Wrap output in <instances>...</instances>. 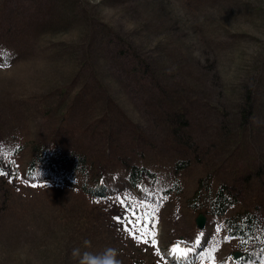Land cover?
<instances>
[{
    "label": "rangeland",
    "instance_id": "1",
    "mask_svg": "<svg viewBox=\"0 0 264 264\" xmlns=\"http://www.w3.org/2000/svg\"><path fill=\"white\" fill-rule=\"evenodd\" d=\"M2 46L13 57L0 56V134L11 140L0 158L16 176L0 196V264H89L108 247L120 264L242 256L224 218L264 211V0H0ZM43 147L73 151L26 175ZM130 162L151 173L138 189ZM234 169L253 177L246 195L220 217L199 210ZM96 183L113 192L104 203ZM172 245L186 249L181 263Z\"/></svg>",
    "mask_w": 264,
    "mask_h": 264
},
{
    "label": "trees",
    "instance_id": "2",
    "mask_svg": "<svg viewBox=\"0 0 264 264\" xmlns=\"http://www.w3.org/2000/svg\"><path fill=\"white\" fill-rule=\"evenodd\" d=\"M22 26L21 23L16 25V28H20ZM118 34V33H117ZM120 35V34H119ZM117 38L122 39V37L116 35ZM129 50L125 55L131 56L134 50H131V45L127 43ZM4 47H0V56L6 59H10L13 57V53H4ZM134 58L138 57L137 53H133ZM145 65L150 66L149 62L143 57ZM60 92H63V89L60 88ZM246 106L244 107V117L246 118L248 114H250L252 110V95L248 93L246 97ZM171 124V129L169 132L170 137L173 139V134L175 135L178 126L175 124L173 120H169ZM185 119L182 121V123ZM8 140L2 137L0 134V144H6ZM12 144V143H11ZM55 150L47 152L45 147L39 150L31 162H29L25 174L33 175L35 173V167L38 164L50 165V167L55 168L54 162L56 164L59 163L62 156H68L72 154L70 151L67 154L61 152L60 149L54 147ZM54 162H53V161ZM54 170V169H50ZM72 171L77 172L80 176L85 177L88 173V167L84 168L81 161L77 159L72 165ZM125 170L127 171V184L128 189H138L140 181L149 177L151 173L149 170H146L143 166L139 167L134 162L127 163L125 165ZM15 171L13 165L6 159L0 158V196L2 201H5L10 188L13 186L15 182ZM256 176L260 178L264 176V170L256 169ZM253 177L250 175H242L238 174V169L232 170V175L229 180H223L222 182L226 184V187H219L218 189H214L212 192V197L209 200L204 201V203L200 204L199 210H205L207 214L210 216L220 217L225 215L227 209L232 208L237 204L238 200H241L247 193L249 185L252 183ZM204 180L200 179L198 183L197 189L194 191V195L191 200H199L202 182ZM91 194L98 201V203H104L107 197H111L113 192L111 193V189L104 185L103 183H96L92 187H90ZM233 196H230V195ZM197 204V203H192ZM225 226H226V234L228 237L237 238L236 247L239 249H244L245 252L243 256L235 262V264H244L249 263V260H252L253 254H249L248 250L256 249L261 256H264V211L263 209H259L256 212H250L248 210H243L238 212L237 210L230 214L225 215ZM256 257L255 260H257ZM231 260V258H230ZM232 261V260H231ZM233 262V261H232Z\"/></svg>",
    "mask_w": 264,
    "mask_h": 264
},
{
    "label": "clouds",
    "instance_id": "3",
    "mask_svg": "<svg viewBox=\"0 0 264 264\" xmlns=\"http://www.w3.org/2000/svg\"><path fill=\"white\" fill-rule=\"evenodd\" d=\"M117 250L112 247H108L105 250L102 258L92 257L91 254H86L89 256V264H120V261L116 257Z\"/></svg>",
    "mask_w": 264,
    "mask_h": 264
},
{
    "label": "snow or ice",
    "instance_id": "4",
    "mask_svg": "<svg viewBox=\"0 0 264 264\" xmlns=\"http://www.w3.org/2000/svg\"><path fill=\"white\" fill-rule=\"evenodd\" d=\"M132 211H134V209H132ZM151 211L154 213L155 210L153 209ZM153 218H154V216H152L150 213H145L143 220H148V219H153ZM117 219H119V218H117ZM138 219H139V217H138ZM143 220L140 221L139 227H144ZM134 223H135V221H134ZM133 231L135 232V231H137V229H133ZM147 231H148V229L145 228V233H147ZM152 235L153 236L155 235L154 231L152 232ZM153 243H155L154 240H153ZM173 251L178 252L180 254H184L186 252V249L180 248L178 245H173Z\"/></svg>",
    "mask_w": 264,
    "mask_h": 264
},
{
    "label": "water",
    "instance_id": "5",
    "mask_svg": "<svg viewBox=\"0 0 264 264\" xmlns=\"http://www.w3.org/2000/svg\"><path fill=\"white\" fill-rule=\"evenodd\" d=\"M204 222H205V216L203 214H198L196 217H195V223L196 225L199 227V228H202L204 226ZM233 256L234 257H237L238 256V252H234L233 253Z\"/></svg>",
    "mask_w": 264,
    "mask_h": 264
},
{
    "label": "bare ground",
    "instance_id": "6",
    "mask_svg": "<svg viewBox=\"0 0 264 264\" xmlns=\"http://www.w3.org/2000/svg\"><path fill=\"white\" fill-rule=\"evenodd\" d=\"M178 246L181 248L180 245ZM169 251H170L169 255H171L172 260L173 261L178 260L180 253L173 251V245L169 248Z\"/></svg>",
    "mask_w": 264,
    "mask_h": 264
}]
</instances>
